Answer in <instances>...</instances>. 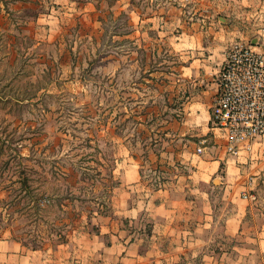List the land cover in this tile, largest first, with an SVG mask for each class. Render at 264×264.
Instances as JSON below:
<instances>
[{"label": "rangeland", "instance_id": "374dc122", "mask_svg": "<svg viewBox=\"0 0 264 264\" xmlns=\"http://www.w3.org/2000/svg\"><path fill=\"white\" fill-rule=\"evenodd\" d=\"M93 1L97 12L62 33L22 29L16 22L26 18L19 16L0 37V238L55 245L80 220L108 211L117 158L127 149L146 171L155 166L151 156L176 157L182 145L176 126L187 115L184 90L191 87L182 66L206 53L175 29L195 20L206 34L211 23L230 17L225 0ZM218 5L223 10L216 13ZM159 14L166 22L162 37L145 27L157 26ZM257 36L253 30L248 41ZM236 42L242 40L230 47ZM224 61L214 75L212 64L194 63L217 78L210 116ZM198 116L200 133L209 130L197 137L207 138L195 146L201 151L193 150L201 154L215 127ZM181 160L172 163L189 165ZM257 189L252 204L261 213L264 185Z\"/></svg>", "mask_w": 264, "mask_h": 264}, {"label": "crops", "instance_id": "0c3cea01", "mask_svg": "<svg viewBox=\"0 0 264 264\" xmlns=\"http://www.w3.org/2000/svg\"><path fill=\"white\" fill-rule=\"evenodd\" d=\"M93 3L0 0V37L12 31L16 23L36 33H62L71 22L78 25L82 17H92L97 12ZM223 6L230 17L211 23L206 34L195 20L186 29L181 23L175 29L179 35L187 32L194 43L198 41L196 48L206 53L195 55L182 66L187 69L183 75L189 77L191 87L184 90L189 93L183 102L187 115L176 126L182 140L176 157L171 152L166 158L151 156L155 166L146 171L127 149L124 158H117V183L107 212L80 220L55 245L33 247L14 236L0 238V264H264V212L257 213L253 198L245 196L264 185V135L242 145L238 154H231L221 132L210 127L212 143L201 154L193 151H198L197 142L207 139L197 138L209 131L200 133L198 115L205 118L203 125H209L211 88L217 81L194 63L212 64L207 68H212L214 75L238 39L264 51V0H225ZM130 9L134 12L133 6ZM214 10L218 13L223 8L218 5ZM19 16V20H26L15 23L12 19ZM155 18L157 26L148 23L145 27L156 29L157 37H162L166 31L164 14ZM253 30L258 36L249 42ZM205 35L210 36L205 39ZM178 160L189 165L177 168L173 163Z\"/></svg>", "mask_w": 264, "mask_h": 264}, {"label": "built area", "instance_id": "2783aa9c", "mask_svg": "<svg viewBox=\"0 0 264 264\" xmlns=\"http://www.w3.org/2000/svg\"><path fill=\"white\" fill-rule=\"evenodd\" d=\"M218 81L211 120L225 138L227 152L238 154L242 145H250L264 135V51L234 43L227 51ZM245 196L255 198L252 193Z\"/></svg>", "mask_w": 264, "mask_h": 264}, {"label": "trees", "instance_id": "16d2710c", "mask_svg": "<svg viewBox=\"0 0 264 264\" xmlns=\"http://www.w3.org/2000/svg\"><path fill=\"white\" fill-rule=\"evenodd\" d=\"M112 3H114V1Z\"/></svg>", "mask_w": 264, "mask_h": 264}]
</instances>
